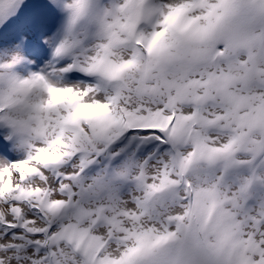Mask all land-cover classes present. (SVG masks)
I'll use <instances>...</instances> for the list:
<instances>
[{"label": "snow or ice", "instance_id": "obj_1", "mask_svg": "<svg viewBox=\"0 0 264 264\" xmlns=\"http://www.w3.org/2000/svg\"><path fill=\"white\" fill-rule=\"evenodd\" d=\"M0 264H264V0H0Z\"/></svg>", "mask_w": 264, "mask_h": 264}]
</instances>
